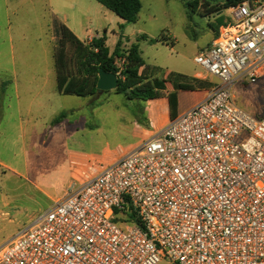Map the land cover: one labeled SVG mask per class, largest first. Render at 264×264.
Segmentation results:
<instances>
[{"label": "built area", "instance_id": "built-area-1", "mask_svg": "<svg viewBox=\"0 0 264 264\" xmlns=\"http://www.w3.org/2000/svg\"><path fill=\"white\" fill-rule=\"evenodd\" d=\"M230 10L233 22L195 57L219 80L208 95L68 187L0 248V264H264V117L234 97L264 76V0ZM126 64L115 59L119 79Z\"/></svg>", "mask_w": 264, "mask_h": 264}, {"label": "crops", "instance_id": "crops-1", "mask_svg": "<svg viewBox=\"0 0 264 264\" xmlns=\"http://www.w3.org/2000/svg\"><path fill=\"white\" fill-rule=\"evenodd\" d=\"M141 2L142 9L138 21L144 9L143 0ZM224 4L225 0L217 4H206L205 12L212 13L203 15L206 28L202 36L204 34L206 40L202 51L215 43L220 28L229 23L224 19L225 15L232 19L230 8H223ZM217 21L221 22L216 23ZM137 24L134 23L133 26ZM56 26L69 29L84 45H90L93 39L102 38L98 33L94 34L88 26L84 28V36H81V30L77 32L69 23H58ZM52 29L51 43L54 44V51L49 56V67L41 70L15 67L10 79L4 78L5 83L0 80V123L6 121L12 108L18 132L22 138L30 141L28 146L31 148L28 166L25 165L24 171H14L13 174L21 181L16 182L17 190L24 191L27 201L36 204V209L34 213L28 209L14 210L19 214L24 213V218L28 217L27 223L18 232L33 224L40 213L60 200L73 183H86L104 169L116 164L143 144L141 137L147 133L149 137L155 136L173 119L202 101L211 87L219 82L201 67L203 72L195 74L164 70L160 72V78H155L152 69L144 60L143 49L140 45L133 44L138 46L144 60V66L139 70V76L143 78L139 86L150 88L155 93L153 99L142 100L148 106L146 111L149 118L154 122V130L148 131L125 108L132 105L133 100H128L126 95L118 93L117 90L102 94L110 102L113 96L123 97L113 110H102V104L95 106V101L101 97L100 94L79 97L65 95L59 91V73L55 59L57 36L55 28ZM163 33L155 39L157 43L165 41L174 45L177 42L170 33ZM198 35L196 32L191 33L196 43ZM119 36L121 46L115 57L124 58L126 61V51L133 45L124 48V39L132 42L136 37L137 43L143 41L149 46H156L152 34L142 26L132 29L127 26ZM106 46L108 47L107 39ZM109 51L110 55L114 53L110 48ZM63 114L64 117L54 123L55 119ZM124 135L133 136V140L120 143L119 137ZM134 136L138 138L136 141ZM5 167L0 161V168ZM3 201L5 205L9 204L6 198H3ZM3 214L9 221L15 220L8 212Z\"/></svg>", "mask_w": 264, "mask_h": 264}, {"label": "rangeland", "instance_id": "rangeland-1", "mask_svg": "<svg viewBox=\"0 0 264 264\" xmlns=\"http://www.w3.org/2000/svg\"><path fill=\"white\" fill-rule=\"evenodd\" d=\"M195 1L143 0L142 16L139 21L137 20L138 24L133 26L96 0H0V80L3 82L4 78L10 79L15 67L35 70L49 67V56L54 51V44L51 43L52 28H55L57 36L56 56L63 67L67 66L70 72L76 73L78 69L74 58L75 47L64 41L62 28L56 26L58 23H69L77 32L81 30V36L85 35L84 28L90 27L94 34L98 33L100 37H106L112 53L121 40L119 34L125 27L132 29L142 26L152 34L156 46H149L143 41L137 43L136 37L132 42L124 39L123 44L124 48L133 44L141 46L144 60L152 69L155 78H160V72L164 70H177L189 74L203 72L195 63V57L205 47L206 39L204 34L202 36V32L206 28L203 15H207V12L204 9L207 3L217 4L221 0H198L200 6H196ZM188 3H191L190 6H187ZM48 4H51V8ZM224 19L233 22V19L226 15ZM162 32L166 35L170 33L177 42L174 45L165 41L157 43L155 39ZM193 32L199 34L198 43L192 39ZM234 97L239 107L251 112L255 118H263L264 76L255 83H238ZM111 100V102L107 101L105 95H101L95 101V106L102 104V110H113L123 97L113 96ZM132 103L125 107L130 115L146 130H154L153 119L149 118L146 111L148 106L142 100H133ZM148 137L147 133L140 140L144 143L152 138ZM137 139L134 136V140ZM131 140L133 136L119 137L120 143ZM29 142L19 134L15 114L11 108L6 121L0 123V161L6 166L0 168V248L27 223L28 217L24 218V213L19 214L14 210L28 209L34 213L36 209V204L27 201L26 193L17 190L16 182L21 181L13 174L14 171H24L25 165L28 166L31 154ZM3 198L8 200V205H5ZM5 212L11 214L15 220L9 221V218L4 217ZM159 264H170V262L166 257H162Z\"/></svg>", "mask_w": 264, "mask_h": 264}, {"label": "trees", "instance_id": "trees-1", "mask_svg": "<svg viewBox=\"0 0 264 264\" xmlns=\"http://www.w3.org/2000/svg\"><path fill=\"white\" fill-rule=\"evenodd\" d=\"M128 24H134L138 20V15L142 9L141 0H96ZM243 0H225L223 8H230L241 3ZM188 3L187 6H190ZM199 5V1L195 2ZM218 11V10H216ZM212 13L207 11V14ZM65 42H69L75 47V61L77 72H70L67 66L63 67L55 54L56 66L59 73V91L65 95H75L79 97L95 96L98 94L97 83L99 70L103 69L109 73H117L114 65L115 55L121 46L118 42L116 50L110 55L106 46L105 37L93 39L90 45H84L67 28H62ZM127 66L124 70V79H119L118 93L126 95L128 100H150L155 93L152 89L139 86L143 78L139 76V70L144 66V60L137 45H133L126 51ZM64 117L60 115L55 119L57 123Z\"/></svg>", "mask_w": 264, "mask_h": 264}, {"label": "water", "instance_id": "water-1", "mask_svg": "<svg viewBox=\"0 0 264 264\" xmlns=\"http://www.w3.org/2000/svg\"><path fill=\"white\" fill-rule=\"evenodd\" d=\"M119 86V78L116 73H109L103 69L99 70V79L97 83L98 94L116 90Z\"/></svg>", "mask_w": 264, "mask_h": 264}]
</instances>
